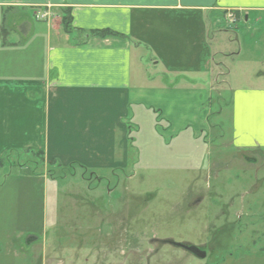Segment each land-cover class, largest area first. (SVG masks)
Returning a JSON list of instances; mask_svg holds the SVG:
<instances>
[{
  "label": "crops",
  "instance_id": "obj_1",
  "mask_svg": "<svg viewBox=\"0 0 264 264\" xmlns=\"http://www.w3.org/2000/svg\"><path fill=\"white\" fill-rule=\"evenodd\" d=\"M39 11L58 15L38 20ZM96 30L123 37L92 36ZM232 33L237 80L245 82L225 104L232 145L264 148V0H0V163L29 151L65 167L124 170L134 109L136 122L170 136L206 131L207 103L223 75L216 57L230 56ZM30 237L22 249L12 244L17 256L24 250L29 264H50L49 254L35 253L39 237Z\"/></svg>",
  "mask_w": 264,
  "mask_h": 264
},
{
  "label": "rangeland",
  "instance_id": "obj_2",
  "mask_svg": "<svg viewBox=\"0 0 264 264\" xmlns=\"http://www.w3.org/2000/svg\"><path fill=\"white\" fill-rule=\"evenodd\" d=\"M229 37L230 56L216 57L223 75L207 103L206 131L170 136L152 122H136L133 108L127 119L132 163L124 170L59 166L29 151L6 160L0 263L29 264L31 253L17 256L12 244L22 249L37 235L41 251L35 253L49 254L50 264H264V148L232 145L233 113L225 104L238 80L245 82L237 80L241 60L231 55L236 35ZM226 76L227 84L219 83Z\"/></svg>",
  "mask_w": 264,
  "mask_h": 264
},
{
  "label": "trees",
  "instance_id": "obj_3",
  "mask_svg": "<svg viewBox=\"0 0 264 264\" xmlns=\"http://www.w3.org/2000/svg\"><path fill=\"white\" fill-rule=\"evenodd\" d=\"M62 23H63V26H64V29L69 32V31H72L73 28H72V21H71V15H70V12L67 11V12H64L63 14V19H62ZM92 36H98V37H108V36H121L123 37L122 35L116 33V32H113V31H110V30H96V31H92L90 33ZM33 153V152H32ZM37 155H40L44 158V154L43 153H36ZM12 154H7L6 156H4L2 162L0 163V168L3 167V165L5 164V161L7 160H10L11 159V156ZM50 164H57L59 166H62L61 163H59L58 161L56 160H53Z\"/></svg>",
  "mask_w": 264,
  "mask_h": 264
},
{
  "label": "flooded vegetation",
  "instance_id": "obj_4",
  "mask_svg": "<svg viewBox=\"0 0 264 264\" xmlns=\"http://www.w3.org/2000/svg\"><path fill=\"white\" fill-rule=\"evenodd\" d=\"M178 245V244H177ZM176 245V246H177ZM180 247V246H179ZM191 247H195V246H191ZM181 248L183 249V250H186V251H188V252H190L189 250H188V247L187 246H185L184 244L181 246ZM186 248V249H185ZM190 248V247H189ZM199 252V254H196V253H193V252H190L191 254H193L194 256H196L197 258H200V259H204L206 256H207V251L206 250H203V249H200V248H197V247H195ZM202 255H204V257H202Z\"/></svg>",
  "mask_w": 264,
  "mask_h": 264
},
{
  "label": "built area",
  "instance_id": "obj_5",
  "mask_svg": "<svg viewBox=\"0 0 264 264\" xmlns=\"http://www.w3.org/2000/svg\"><path fill=\"white\" fill-rule=\"evenodd\" d=\"M49 17H51V14L49 12H46V11H39L37 14H36V18L38 20H47ZM229 20L231 22H234V18L233 16H229Z\"/></svg>",
  "mask_w": 264,
  "mask_h": 264
},
{
  "label": "water",
  "instance_id": "obj_6",
  "mask_svg": "<svg viewBox=\"0 0 264 264\" xmlns=\"http://www.w3.org/2000/svg\"><path fill=\"white\" fill-rule=\"evenodd\" d=\"M177 245V244H176ZM177 246H182V245H177ZM188 250L190 251V252H193V253H196V254H199L198 252V250L195 248V247H190V248H188ZM202 257H204V255H202Z\"/></svg>",
  "mask_w": 264,
  "mask_h": 264
}]
</instances>
